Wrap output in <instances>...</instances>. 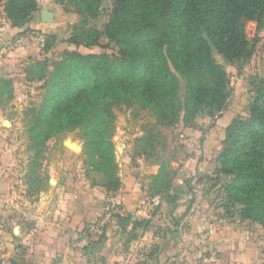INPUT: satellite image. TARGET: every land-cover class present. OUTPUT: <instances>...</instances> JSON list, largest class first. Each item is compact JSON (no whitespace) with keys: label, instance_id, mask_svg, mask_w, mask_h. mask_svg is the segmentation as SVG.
Here are the masks:
<instances>
[{"label":"rangeland","instance_id":"rangeland-1","mask_svg":"<svg viewBox=\"0 0 264 264\" xmlns=\"http://www.w3.org/2000/svg\"><path fill=\"white\" fill-rule=\"evenodd\" d=\"M36 2L38 11L23 28L13 27L5 12V1L0 3V78L11 80L14 91L11 99L0 93V175L7 179L9 191L16 193L13 199H19L22 191H25L23 196L37 199L57 182L62 187L85 184L109 194L132 180L143 189L147 208L142 207L143 211L132 219L127 220V214L120 215L124 221L114 219L95 238L93 245L103 244L104 249L93 261L233 264L237 256H243L236 249L240 243L248 249H258L259 263L264 264V226L241 217L242 206L228 200L227 186L233 177L217 173L229 122L237 117L249 118L251 104L259 96L257 87L264 78V24L259 31L255 26L249 28L252 51L249 61L231 63L220 51L213 50L230 80V95L221 118L220 114L206 110L188 123L180 119L167 126L158 122L150 108L123 104L113 107V125L101 139L100 136L89 138L86 128L70 132L67 121L57 127L54 121V134L47 138L49 132L42 130L43 112L49 106L45 102L46 82L63 54L68 51L83 56H118L119 48L107 37L101 39V46L70 43L77 25L102 29L108 20L111 0H105L104 12L97 18L83 17L74 5L64 0ZM44 7L56 14L54 23L42 21ZM27 34L40 36L44 41L16 46ZM33 47L39 50L38 54L11 57L19 50ZM38 62L46 63L45 72L33 69L28 75L27 69ZM68 139L78 143L82 151L66 147ZM37 141L42 144L38 145ZM108 152L110 163L106 164ZM166 177L172 180L168 199L153 196ZM158 200L165 203L161 209ZM109 206L113 204L106 206L97 220ZM174 215L181 217L179 223ZM146 221H150L148 228ZM139 223L144 224L136 226ZM176 228L182 232L181 238L174 234ZM110 229L113 232L107 240ZM179 239H182V253L176 256L174 248ZM105 247L108 250L102 256Z\"/></svg>","mask_w":264,"mask_h":264},{"label":"trees","instance_id":"trees-1","mask_svg":"<svg viewBox=\"0 0 264 264\" xmlns=\"http://www.w3.org/2000/svg\"><path fill=\"white\" fill-rule=\"evenodd\" d=\"M3 1L15 28L26 26L38 11L36 0L0 3ZM64 1L86 18H97L104 12L105 0ZM111 1L102 29L77 25L70 43L101 46V39L107 37L119 48L118 56L63 54L46 82L45 102L49 106L43 112L42 130L49 132L47 138L54 134V121L56 127L67 121L70 132L86 128L89 138L101 139L113 125V107L123 104L148 107L158 122L167 126L180 119L188 123L206 110L221 118L230 95V80L213 50L231 63L249 61V28H262L264 0ZM46 68V63L38 62L27 73L33 69L45 72ZM0 93L13 98L11 80L0 78ZM257 93L250 117L229 122L217 173L233 177L227 186L228 200L242 206L241 217L264 226V78ZM103 118L108 121H101ZM109 155H105L106 164L110 163ZM171 187L172 180L166 177L152 195L168 199ZM118 219L124 221L123 217Z\"/></svg>","mask_w":264,"mask_h":264},{"label":"crops","instance_id":"crops-1","mask_svg":"<svg viewBox=\"0 0 264 264\" xmlns=\"http://www.w3.org/2000/svg\"><path fill=\"white\" fill-rule=\"evenodd\" d=\"M38 51L34 47L23 49L11 57L36 55ZM130 181L119 191L109 194L85 184L62 187L57 182L56 186L42 191L37 199L23 196L25 191L19 199H13L16 193L9 191L7 179L0 175V264H101L93 261L97 254L89 255V250L95 245L87 255H83L72 244L84 229L97 221L109 204L119 209L120 215L132 217L138 216L143 211L142 207L147 208L148 199L143 189ZM158 203L159 208L165 205L159 200ZM174 218L177 223L180 222L181 217L178 219L174 215ZM112 232L113 229H110L106 233L107 240ZM174 234L181 238L182 232L176 228ZM181 245L182 239H179L174 248L176 256L182 253ZM236 249L243 256H237L233 264L260 262L258 249H248L240 243ZM107 250L105 247L102 256H106Z\"/></svg>","mask_w":264,"mask_h":264},{"label":"built area","instance_id":"built-area-1","mask_svg":"<svg viewBox=\"0 0 264 264\" xmlns=\"http://www.w3.org/2000/svg\"><path fill=\"white\" fill-rule=\"evenodd\" d=\"M44 41L42 37H35V35L27 34L22 39L17 41L16 46L20 44H29L33 41ZM116 215H120V210L115 206H109L106 213L101 217V219L97 220L95 223L91 224L89 227L84 229L81 235L75 239L72 247L83 255H87L88 250L93 246L95 238L102 235L105 228L113 221Z\"/></svg>","mask_w":264,"mask_h":264},{"label":"water","instance_id":"water-1","mask_svg":"<svg viewBox=\"0 0 264 264\" xmlns=\"http://www.w3.org/2000/svg\"><path fill=\"white\" fill-rule=\"evenodd\" d=\"M55 18H56V14L53 11H50V9L48 7H44L41 10V19L44 23H54L55 22ZM66 147L71 148L75 151H82V147H80V145H78V143H75L72 141V139H68L65 142ZM104 249V245H98L96 247H94L93 249L89 250V255H96L100 252H102Z\"/></svg>","mask_w":264,"mask_h":264}]
</instances>
